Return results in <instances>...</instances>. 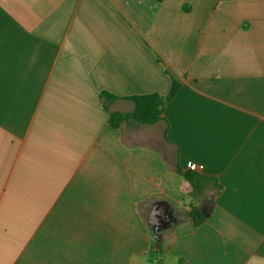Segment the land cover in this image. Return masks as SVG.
Instances as JSON below:
<instances>
[{"label": "crops", "instance_id": "0c3cea01", "mask_svg": "<svg viewBox=\"0 0 264 264\" xmlns=\"http://www.w3.org/2000/svg\"><path fill=\"white\" fill-rule=\"evenodd\" d=\"M0 264H264V0H0Z\"/></svg>", "mask_w": 264, "mask_h": 264}, {"label": "trees", "instance_id": "16d2710c", "mask_svg": "<svg viewBox=\"0 0 264 264\" xmlns=\"http://www.w3.org/2000/svg\"><path fill=\"white\" fill-rule=\"evenodd\" d=\"M156 2H163L164 0H155ZM182 84L181 81L173 78L172 85L169 93L163 95L160 93H148V94H136L128 96L135 103V107L132 111H112L109 115L110 124L119 128L121 124L126 120H136L145 124H154L161 120L164 116V112L169 103L176 96L180 90ZM100 95L103 98L115 99L116 95L107 91H102ZM189 175V174H187ZM196 225L205 221V216L201 213L198 207H192L190 212ZM161 241H158V244Z\"/></svg>", "mask_w": 264, "mask_h": 264}, {"label": "water", "instance_id": "95a60500", "mask_svg": "<svg viewBox=\"0 0 264 264\" xmlns=\"http://www.w3.org/2000/svg\"><path fill=\"white\" fill-rule=\"evenodd\" d=\"M169 208L168 205L164 206L163 203L159 202L150 210L149 223L156 236L169 229L176 222V218Z\"/></svg>", "mask_w": 264, "mask_h": 264}, {"label": "built area", "instance_id": "2783aa9c", "mask_svg": "<svg viewBox=\"0 0 264 264\" xmlns=\"http://www.w3.org/2000/svg\"><path fill=\"white\" fill-rule=\"evenodd\" d=\"M189 169L194 171H202L204 169V165L197 163H189Z\"/></svg>", "mask_w": 264, "mask_h": 264}]
</instances>
